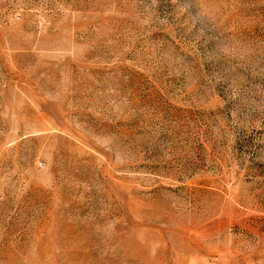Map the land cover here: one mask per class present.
I'll use <instances>...</instances> for the list:
<instances>
[{
	"label": "rangeland",
	"instance_id": "374dc122",
	"mask_svg": "<svg viewBox=\"0 0 264 264\" xmlns=\"http://www.w3.org/2000/svg\"><path fill=\"white\" fill-rule=\"evenodd\" d=\"M0 264H264V0H0Z\"/></svg>",
	"mask_w": 264,
	"mask_h": 264
}]
</instances>
